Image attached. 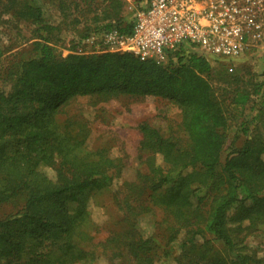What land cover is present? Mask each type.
Returning a JSON list of instances; mask_svg holds the SVG:
<instances>
[{"label": "trees", "instance_id": "16d2710c", "mask_svg": "<svg viewBox=\"0 0 264 264\" xmlns=\"http://www.w3.org/2000/svg\"><path fill=\"white\" fill-rule=\"evenodd\" d=\"M78 1L104 4L100 12L108 22L93 32L112 25L130 32L125 1ZM73 2L49 4L64 12ZM44 12L39 0H0V27L27 24L26 41H33L28 54L13 58L0 75V205L19 207L0 219V264H95L100 258L108 264H154L176 242L175 264H263L246 253L244 243L264 231V72L256 82L243 65L228 72L223 64L182 50L164 65L127 52L72 51L62 57L51 45L59 28L46 22ZM17 34L25 36L18 29ZM251 94L259 100L252 105ZM120 96L175 103L185 141L146 122L138 125L140 169L123 185L116 225L94 244L97 225L81 197L110 188L121 160L104 148L89 150L87 125L67 108L82 98L95 106ZM232 113H238L245 140L221 163ZM56 162L52 181L39 169ZM202 189L210 200L207 209L194 195ZM67 203L76 204L73 211ZM152 210L169 216L161 238L165 247L136 230L138 219Z\"/></svg>", "mask_w": 264, "mask_h": 264}, {"label": "rangeland", "instance_id": "374dc122", "mask_svg": "<svg viewBox=\"0 0 264 264\" xmlns=\"http://www.w3.org/2000/svg\"><path fill=\"white\" fill-rule=\"evenodd\" d=\"M39 1L40 4L42 2L44 4V19L46 22L59 28L58 32H54L55 41L51 45L55 53L62 57L72 51L82 54L87 53L90 49L88 45L82 42L86 39L82 36L88 31L92 34L94 29L99 28V26L102 27L103 23L108 22V20L103 19L100 12L104 4L98 1L85 3L73 0V3L65 7L64 12H60L50 5L51 0H48V3H46L47 0ZM128 6L129 4L125 2L124 15L128 14ZM1 25L3 26L0 27V75L9 66L13 58L17 59V56L21 53L28 54L31 49L30 44L33 42L31 40L26 41L30 36L28 32L30 27L27 24L16 26L25 36L18 35L17 29H11L7 25L4 26V23ZM259 46L258 49L249 51L235 65V67L244 66L254 76L253 79L256 82L262 80L261 74L264 72L263 40L259 43ZM5 87L8 89L10 85H5ZM246 89L251 90L252 87H246ZM216 94L220 99L223 97L222 87H218ZM90 101L82 98L71 103L67 108L68 115L82 120L87 125L89 134L86 145L89 150L104 148L111 157L121 160L120 172L114 178L113 185L110 188L98 192H87L81 197V201L87 207L92 221L97 225V231H93L92 235L93 243L98 244L105 240L108 233L107 229H112V225H116L114 221L121 214L117 201L124 193L123 185L133 182L136 172L140 169L138 145L141 135L138 131V125L146 122L157 128L164 136H170L181 142L185 140L179 128L180 111L177 105L169 100L150 96L141 99L120 96L107 102L97 103L95 106H89ZM252 101H259L256 95L251 94L250 105H252ZM248 113H250L249 109L244 111V114ZM233 114L230 115L233 119L230 120L229 128L224 132L226 144L221 154V163H224L232 155V151L240 147L245 140V137L239 133L238 113ZM58 164L59 162H56L54 168L41 167L39 170L54 181L57 171H59ZM194 195L196 198L203 200L204 209L209 207L210 200L205 197L206 191L204 189L196 191ZM193 200L196 202V199ZM247 205L249 204L247 203ZM67 207L69 211H73L76 204L70 205L67 203ZM18 209V206L12 204L0 205V219L15 213ZM168 217L160 210H152L146 216L138 219L136 230L144 238H156L157 242L165 247L161 242V238L166 235V225L170 223ZM109 222L110 224L107 225ZM178 243L166 246L167 250L170 251V255L166 257L161 255L154 264H175L174 257L179 253ZM244 245L247 248V254L256 259H264V231L247 236ZM216 246L220 247L218 243H216ZM95 264H108V262L104 258H100Z\"/></svg>", "mask_w": 264, "mask_h": 264}, {"label": "built area", "instance_id": "2783aa9c", "mask_svg": "<svg viewBox=\"0 0 264 264\" xmlns=\"http://www.w3.org/2000/svg\"><path fill=\"white\" fill-rule=\"evenodd\" d=\"M123 1L131 12L130 32L112 25L92 33L82 41L90 49L85 54L127 52L140 61L164 65L182 50L232 72L264 41V0Z\"/></svg>", "mask_w": 264, "mask_h": 264}]
</instances>
